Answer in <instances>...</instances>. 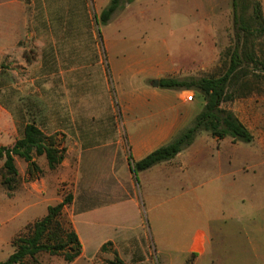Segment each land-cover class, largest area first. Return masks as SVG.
<instances>
[{
  "label": "crops",
  "instance_id": "obj_1",
  "mask_svg": "<svg viewBox=\"0 0 264 264\" xmlns=\"http://www.w3.org/2000/svg\"><path fill=\"white\" fill-rule=\"evenodd\" d=\"M33 4L31 0L32 7ZM26 8L24 0H0V61L13 60V54L25 58V49L18 44L25 36L33 38L39 47L38 60L46 61L47 48L49 54L53 51L51 60L62 61L57 55L46 7L38 23H34L32 11L30 17ZM63 25L66 29V22ZM67 54L64 61L71 62L69 69H49L41 74L48 79L64 78L59 91L61 103H46L45 110L39 111L41 121L33 119L47 135L64 133L65 154L59 166L69 170L61 178L72 182L70 220L76 210L74 189L78 184L79 221L91 229L113 228V235L97 241L96 251L110 243L120 257L125 250L134 255L135 232L131 230L128 238L120 232L121 221L127 216L138 217L141 233L137 235L150 241L161 264H183L192 253V264H264V102L257 106L262 111L257 116L256 134L252 133L253 144L241 148L239 153L216 149L221 139L202 131L170 160L134 172L129 161L141 159L190 124L199 111H192V94L186 100L179 88L136 85L139 74L159 81L173 73L177 68L167 62L141 67L132 57L121 56L107 61V71L103 68V56H95L103 83L122 78L129 83L127 89L117 88L118 116L105 125L104 111L92 110L90 104L83 110L88 100L97 96L73 93L87 86L81 76L85 57ZM72 75L74 81L70 83L67 78ZM76 83L79 88L74 86ZM52 85L50 81L49 86ZM35 183L40 190L27 189L30 192H26V197L22 194L19 198L21 217L17 228L20 223L26 225L42 217L47 206L53 204L40 197L46 192L43 178ZM249 212H254L255 217L248 218ZM74 230L81 245L77 258H84L86 242ZM223 247L226 253L221 256ZM147 252L150 254V249Z\"/></svg>",
  "mask_w": 264,
  "mask_h": 264
},
{
  "label": "rangeland",
  "instance_id": "obj_2",
  "mask_svg": "<svg viewBox=\"0 0 264 264\" xmlns=\"http://www.w3.org/2000/svg\"><path fill=\"white\" fill-rule=\"evenodd\" d=\"M24 2L27 7L26 12L30 17L32 15L34 17V23L40 22L44 10L47 9L57 55L62 61H57L58 59L55 61V58L51 60L53 51L49 54L47 48L44 54L46 61L38 60L39 47L33 38L26 36L18 44L24 47L29 62L25 58L19 59L15 54L12 56L13 60L0 61V145L12 144L13 140L21 134L26 121L34 118L40 122L39 111L45 110L46 103H61L59 91H62L64 78L57 76L48 79L41 74L49 69L56 72L65 68L69 69L72 65L71 62L64 61L67 53H71L70 55L76 53V55L85 57L86 61L81 63L84 64L81 76L83 75L87 86H83V91L77 89L73 90V93L83 92L90 94L91 97L96 95L97 97L88 100L87 105L83 106V110L87 109L90 104L92 110L104 111L103 120L106 125V121L118 116L117 88L118 90L127 89L129 83L127 78L117 79V81L112 78L113 82L111 81L110 84L103 83L104 79L100 78L101 69L98 64L94 63L95 56H103V58L101 57L103 68L107 71L110 70L109 64H107L109 59L115 60L121 59V56H130L131 60L136 61L137 65L139 64L141 67L156 65L159 62L174 65L177 69L167 77L189 80L201 76H217L225 69L223 61L225 55L221 56V52L223 53L229 45L232 46L233 14L236 13L238 20L247 28L254 27L251 18L252 0H234V2L233 0H129L128 2L121 0L109 23L106 24H102L98 20V15L109 0H45V5L43 0H34L33 7L31 0H24ZM260 2L264 15V0H260ZM65 22L66 29L63 25ZM86 27L87 30H85ZM260 43H262L260 39L254 40L257 52L264 50V44ZM225 60L227 61V58ZM39 72L41 73L39 74ZM75 75L70 76L67 80L70 83L73 82L72 77ZM146 76L148 77V75ZM155 80L156 78L148 77L146 79L144 75L139 74L136 77V85L141 83L155 85ZM50 81L53 82L52 87L49 86ZM74 86L80 87L78 83ZM157 86L161 87L159 84ZM182 90L186 100V96L192 94L190 101L193 104L191 107L194 108L192 111L196 112L195 109L198 108L200 111L204 103L203 96L191 88ZM247 98L250 100L247 101ZM261 101L264 102V95L255 93L224 102L222 105L230 108L238 119H242L247 126L249 125L250 132L255 135L257 116L261 115L262 111L261 106L259 108L257 106ZM108 108L110 111H107ZM105 129L108 130V127L105 126ZM56 134V139L61 143L60 146H64V133L56 132ZM230 139L228 136L221 139L216 145V149L239 153L241 148L246 149L253 144L252 141L232 142ZM34 161L37 163L38 169H32V173H30L27 170L26 162L16 157L15 165L18 169V178L14 189L8 191L0 183V261L13 252L10 240L25 231L27 224L20 223L18 228L16 226L21 217L17 207L18 201L22 194L26 197L27 191L39 189L38 183H35L37 179L43 178L44 184H46V192L40 196L41 199H46L53 204L62 199L67 192H72L71 180L61 178L62 174L65 175L69 171L67 168L64 169L58 164L55 168L50 169L43 155L34 157ZM1 166L2 160L0 159V175L2 173ZM74 192L76 194L74 203L76 210L73 211V219L70 220L68 216L73 210L70 204L64 206L62 218L70 227L77 229L78 233L80 232L86 242L87 256L76 257L77 259L67 262L62 255L41 252L36 255L35 261L29 259L26 260V264H113L119 259L123 264H161L153 253L150 241L148 240L147 243L143 236L137 235L141 233V228L138 227V217L128 219L126 216L121 221L122 228L120 229L121 236L126 235V238H128L127 234H131V230L135 232L133 233L135 234L134 240L137 243L134 255L125 250L122 256L124 259L117 254L110 243L102 245L96 251L97 241L105 235H113V228L91 229L89 225L79 221L77 207H79L80 192L78 184ZM31 198L29 196V200ZM246 206L248 212L249 203ZM247 216L248 218L255 217V213L249 212ZM123 241L124 239H122ZM149 249L150 254L147 252ZM222 249L220 248L219 253L221 256L226 253L224 247Z\"/></svg>",
  "mask_w": 264,
  "mask_h": 264
},
{
  "label": "trees",
  "instance_id": "obj_3",
  "mask_svg": "<svg viewBox=\"0 0 264 264\" xmlns=\"http://www.w3.org/2000/svg\"><path fill=\"white\" fill-rule=\"evenodd\" d=\"M120 1L109 0L100 10L98 20L102 24L109 22ZM251 18L254 25L252 29L241 23L236 13L233 14L232 46L229 45L223 53L221 52V56L225 55L227 58V61L223 58L225 69L221 74L189 80L172 77L159 79L158 84L161 87L196 90L203 96L204 103L190 124L181 129L171 140L141 159L129 161L134 172L170 160L191 144L201 131L208 132L217 139L228 136L232 142L252 141L253 135L250 130L230 108L222 105L224 102L255 93L264 95V50L257 52L254 47V40L260 39L262 41L260 44H264V15L260 0H252ZM24 57L29 62L25 52ZM56 136V133L45 134L35 120L31 119L25 122L21 136L15 138L12 144L0 145L2 160L0 183L6 190H13L17 183L18 170L15 157L27 163V170L30 173L32 169H38L34 161L36 156L43 155L50 169L61 163L65 147L60 146L61 143ZM71 200L72 194L67 192L60 201L49 204L42 217L28 223L25 231L11 239L13 252L0 261V264H26V260L35 261L36 255L41 252L62 255L65 261H73L80 254V241L75 230L62 218L63 208L70 204ZM194 256L192 253L184 264H192ZM113 264H123V262L119 259Z\"/></svg>",
  "mask_w": 264,
  "mask_h": 264
},
{
  "label": "water",
  "instance_id": "obj_4",
  "mask_svg": "<svg viewBox=\"0 0 264 264\" xmlns=\"http://www.w3.org/2000/svg\"><path fill=\"white\" fill-rule=\"evenodd\" d=\"M154 84H155V85H157V84H158V80H157V79L154 81Z\"/></svg>",
  "mask_w": 264,
  "mask_h": 264
}]
</instances>
